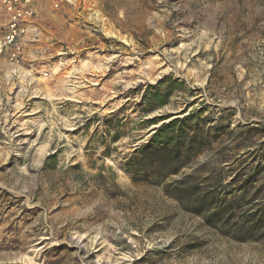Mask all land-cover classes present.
<instances>
[{
	"label": "rangeland",
	"instance_id": "obj_1",
	"mask_svg": "<svg viewBox=\"0 0 264 264\" xmlns=\"http://www.w3.org/2000/svg\"><path fill=\"white\" fill-rule=\"evenodd\" d=\"M37 9L20 64L0 56V264H264V0ZM205 106L232 125L182 172L215 197L199 215L122 165L149 120Z\"/></svg>",
	"mask_w": 264,
	"mask_h": 264
},
{
	"label": "trees",
	"instance_id": "obj_2",
	"mask_svg": "<svg viewBox=\"0 0 264 264\" xmlns=\"http://www.w3.org/2000/svg\"><path fill=\"white\" fill-rule=\"evenodd\" d=\"M175 85L181 86L182 83L175 82L171 76L150 85L141 102L145 106V114L165 106ZM124 108L111 113V117L119 115ZM208 109L209 106H205L187 112L186 108L176 114L149 120L150 125L158 124V127L148 141L128 154L127 162L122 165L135 184L161 186L168 196L177 200L185 209L199 215H205V211L210 212L209 207L214 203L215 197H210L209 194L199 195L195 181L197 172H182L192 167L194 161L219 139L220 132H229L232 125L231 118L218 124L217 118L205 115ZM230 112L234 115L235 110ZM236 128L247 133L256 129L250 125ZM180 174L182 175L179 178L174 179ZM248 182L249 180L246 181ZM221 212L223 210L217 214Z\"/></svg>",
	"mask_w": 264,
	"mask_h": 264
},
{
	"label": "built area",
	"instance_id": "obj_3",
	"mask_svg": "<svg viewBox=\"0 0 264 264\" xmlns=\"http://www.w3.org/2000/svg\"><path fill=\"white\" fill-rule=\"evenodd\" d=\"M38 1L0 0V56H6L13 65L20 64L22 60L23 39L38 14ZM59 1L74 4L75 0Z\"/></svg>",
	"mask_w": 264,
	"mask_h": 264
}]
</instances>
